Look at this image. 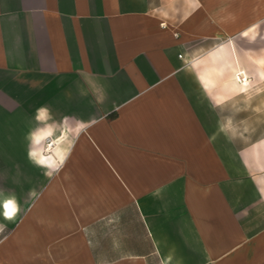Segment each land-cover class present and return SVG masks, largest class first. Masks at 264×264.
Instances as JSON below:
<instances>
[{"label": "crops", "instance_id": "obj_1", "mask_svg": "<svg viewBox=\"0 0 264 264\" xmlns=\"http://www.w3.org/2000/svg\"><path fill=\"white\" fill-rule=\"evenodd\" d=\"M15 148L0 264H264V0H0Z\"/></svg>", "mask_w": 264, "mask_h": 264}, {"label": "rangeland", "instance_id": "obj_2", "mask_svg": "<svg viewBox=\"0 0 264 264\" xmlns=\"http://www.w3.org/2000/svg\"><path fill=\"white\" fill-rule=\"evenodd\" d=\"M23 122V119H17ZM16 120V121H17ZM24 150L15 148L13 150H0V195L11 194L25 206V188L39 184L36 168L26 164ZM2 225V224H0ZM9 228L4 225L0 231V238L5 236Z\"/></svg>", "mask_w": 264, "mask_h": 264}, {"label": "clouds", "instance_id": "obj_3", "mask_svg": "<svg viewBox=\"0 0 264 264\" xmlns=\"http://www.w3.org/2000/svg\"><path fill=\"white\" fill-rule=\"evenodd\" d=\"M0 215L4 217L5 220L11 221L14 215L19 211V205L15 201V197H8L0 201ZM4 229V225H0V231Z\"/></svg>", "mask_w": 264, "mask_h": 264}, {"label": "bare ground", "instance_id": "obj_4", "mask_svg": "<svg viewBox=\"0 0 264 264\" xmlns=\"http://www.w3.org/2000/svg\"><path fill=\"white\" fill-rule=\"evenodd\" d=\"M50 145H51L50 143L47 144V151H48V149L50 148Z\"/></svg>", "mask_w": 264, "mask_h": 264}, {"label": "built area", "instance_id": "obj_5", "mask_svg": "<svg viewBox=\"0 0 264 264\" xmlns=\"http://www.w3.org/2000/svg\"><path fill=\"white\" fill-rule=\"evenodd\" d=\"M242 79H244V77H242Z\"/></svg>", "mask_w": 264, "mask_h": 264}]
</instances>
